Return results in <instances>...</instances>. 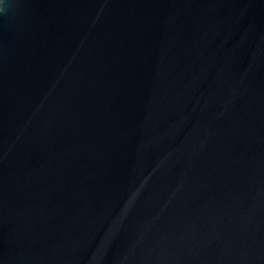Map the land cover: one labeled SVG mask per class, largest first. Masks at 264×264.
Instances as JSON below:
<instances>
[{
    "label": "water",
    "instance_id": "water-1",
    "mask_svg": "<svg viewBox=\"0 0 264 264\" xmlns=\"http://www.w3.org/2000/svg\"><path fill=\"white\" fill-rule=\"evenodd\" d=\"M0 264H264V0H0Z\"/></svg>",
    "mask_w": 264,
    "mask_h": 264
}]
</instances>
